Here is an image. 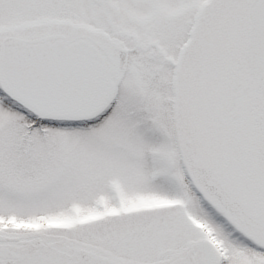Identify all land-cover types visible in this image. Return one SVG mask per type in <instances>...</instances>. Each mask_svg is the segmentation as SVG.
Wrapping results in <instances>:
<instances>
[{"label":"snow or ice","instance_id":"obj_1","mask_svg":"<svg viewBox=\"0 0 264 264\" xmlns=\"http://www.w3.org/2000/svg\"><path fill=\"white\" fill-rule=\"evenodd\" d=\"M0 264H264V0H0Z\"/></svg>","mask_w":264,"mask_h":264}]
</instances>
